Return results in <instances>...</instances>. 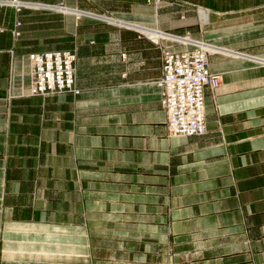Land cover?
<instances>
[{
	"label": "crops",
	"instance_id": "0c3cea01",
	"mask_svg": "<svg viewBox=\"0 0 264 264\" xmlns=\"http://www.w3.org/2000/svg\"><path fill=\"white\" fill-rule=\"evenodd\" d=\"M19 3L0 4V264H264V0ZM196 45L219 75L206 132L171 136L162 51ZM48 51L75 54L78 93L29 95Z\"/></svg>",
	"mask_w": 264,
	"mask_h": 264
},
{
	"label": "built area",
	"instance_id": "2783aa9c",
	"mask_svg": "<svg viewBox=\"0 0 264 264\" xmlns=\"http://www.w3.org/2000/svg\"><path fill=\"white\" fill-rule=\"evenodd\" d=\"M15 0H0L7 3ZM18 11V9H17ZM31 80L30 96L46 97L74 91L75 54L48 51L28 58ZM219 75L208 66V51L196 45L183 53L162 51V107L171 136H200L206 132L204 90L215 88Z\"/></svg>",
	"mask_w": 264,
	"mask_h": 264
},
{
	"label": "rangeland",
	"instance_id": "374dc122",
	"mask_svg": "<svg viewBox=\"0 0 264 264\" xmlns=\"http://www.w3.org/2000/svg\"><path fill=\"white\" fill-rule=\"evenodd\" d=\"M16 1H18V0H16ZM20 1V0H19ZM18 1V2H19ZM145 2L147 3V4H149V5H152V6H157L159 3H160V0H145ZM0 4H3V5H5L4 3H0ZM19 4H21V3H19ZM9 6V5H8ZM10 7H12V6H10ZM56 7L58 8H65L62 4H59V5H56ZM14 8V7H13ZM24 8V7H23ZM22 8V9H23ZM20 10H18L17 12H19ZM161 61H162V55H161ZM74 71H75V65H74ZM75 73V72H74Z\"/></svg>",
	"mask_w": 264,
	"mask_h": 264
},
{
	"label": "bare ground",
	"instance_id": "6f19581e",
	"mask_svg": "<svg viewBox=\"0 0 264 264\" xmlns=\"http://www.w3.org/2000/svg\"><path fill=\"white\" fill-rule=\"evenodd\" d=\"M10 3V5H14V6H16V7H19L21 4H19V2L18 1H11V2H9ZM5 4H7V3H5Z\"/></svg>",
	"mask_w": 264,
	"mask_h": 264
}]
</instances>
